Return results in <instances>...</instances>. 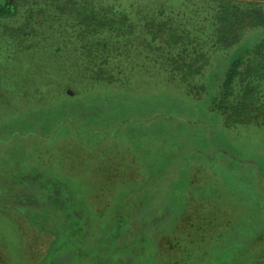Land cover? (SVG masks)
Here are the masks:
<instances>
[{
  "label": "rangeland",
  "instance_id": "1",
  "mask_svg": "<svg viewBox=\"0 0 264 264\" xmlns=\"http://www.w3.org/2000/svg\"><path fill=\"white\" fill-rule=\"evenodd\" d=\"M229 1L248 10L245 15L264 13V0ZM7 3L19 10L0 20V180L9 198L0 206V264L91 263L94 251L83 261L75 258L81 237L93 249L100 244L102 264L112 258L114 264H264V205L254 201L264 198V57L254 56L264 24L240 28L232 38L239 41L218 48L214 0H0ZM95 17L105 26L94 29ZM244 18L247 24L250 16ZM101 29L112 47L98 43L106 37ZM182 36L186 43L178 42ZM117 48L130 55L105 54ZM240 53L250 76L237 80L232 99L255 101L247 122L213 105L224 72ZM248 81L256 87L250 94ZM60 98L71 103L70 115L88 111L82 120L74 116L83 122L76 125L81 134L6 136L29 123L44 134L38 111ZM131 104L135 114L121 123L114 111ZM93 112L103 118L95 120ZM160 115L171 116L170 133L154 132ZM98 128L102 134H82ZM20 162L26 170L14 176ZM58 178L71 184V202ZM63 212L73 224L66 232ZM253 213L260 221L250 224ZM119 219L126 221L112 241L120 240L109 245L106 230L114 231ZM53 222L57 237H65L49 254Z\"/></svg>",
  "mask_w": 264,
  "mask_h": 264
},
{
  "label": "trees",
  "instance_id": "2",
  "mask_svg": "<svg viewBox=\"0 0 264 264\" xmlns=\"http://www.w3.org/2000/svg\"><path fill=\"white\" fill-rule=\"evenodd\" d=\"M214 1L218 2V4H217V9H216L217 12H216V15H215V25H214L215 31H214V35H213L214 36L213 37V41H214V43L216 44V46L218 48L222 47L223 45L230 46V45H233L235 42L239 41L240 37H238V38L235 37V39H232V38H233V36H235V34L238 33L240 28H243L245 26L247 27L248 25H251L253 27V26H256V25L264 24V13L259 11V10H257V9L251 11L250 15H245V14L249 13L248 10H246L244 8H241V7H238V5L233 4L229 0H214ZM18 10L19 9L15 5H12L10 3L4 4V5H0V20L6 19V18H10V17L14 16L18 12ZM245 16H250V20L247 19V20H249L247 24L243 23V21L245 19L244 18ZM79 18L81 20L80 22H83L84 17H80L79 16ZM86 19H90V18L87 17ZM93 22L95 24L94 25V29H98V27H104L105 26V23L101 19V17L93 18ZM251 22H252V24H250ZM84 28H87V27H84ZM33 30H34V37L32 38L31 46H36L37 42H38L37 41V38H38L37 35H38L39 31H38V29L35 28V26H33ZM98 34L102 35V36H106V37L103 38L102 42L98 41V43L103 44L105 48L112 47V42H111V41H113L112 37L111 38L107 37L105 29L99 30ZM184 39H185V37L182 36V37L179 38L178 42L183 41L184 43H186V41ZM72 42L74 44H78L80 41H72ZM163 48L165 49V46ZM118 49L119 48H117L116 50H108V51L105 52V54L108 57H112V58H115V57L118 56V57H120V60H123L124 57H127V56L130 55L129 51H118ZM62 50H63L62 47L57 48V49L54 50V53L58 54ZM254 50H255L254 51V56L261 55L262 57H264V40L262 42H260L259 44H257L254 47ZM245 51L246 50H244V52ZM177 57H179V56H177ZM173 58H175V57L173 56ZM245 61H246V59H245L244 54L240 53L238 57H236L235 59H233L230 62V64L228 65V68L224 72V78H223V81H222V83H221V85L219 87V90H218L219 93L216 96V98L213 100V105H214L215 108H219V109L224 110L225 112H227L230 117H232L233 115L236 116V114L238 116L243 115L244 119L246 120L245 122H247L249 120L248 116H250L248 114L249 107L250 106H254L256 104L255 101L254 100H248L246 96L244 98L239 99L237 102H233V101H235V99H232L233 96H234V92H235L234 86H235L237 80L238 79H242V82H247V80H248V78L250 76V71L246 72L245 70L242 69V66L245 64ZM183 66H184V68L187 69L188 72H191V73L195 72V69H193V64L192 63H184ZM89 71H90V69H89ZM248 82H249V84L246 85L245 88H244L246 94H250V93H252V92H254L256 90L255 86L250 85L251 81H248ZM60 100L61 101L56 102L54 105L42 108V109H40L38 111L37 118L39 119V118L42 117V119H43V124L41 125V130L43 132H45L44 133L45 135L38 133L37 130H35V126L32 125V123H29L27 128L14 129V130L11 131V133H8V134L6 133V136H10L9 139H11L12 137H15V136L23 137V136H27V135L31 134V135H35L36 137L48 140V139H52L53 137H55L57 135V133H60V131L66 130V129L70 130V131H73V132L75 131V133L77 135L81 134V132L79 131L80 129L78 127H76V125L79 124V123L83 124V122L82 121L76 122L77 120L75 121V117L79 118V120H82V119H84L87 116V112L88 111L85 113L86 115H84V116L77 117L76 115H74L75 116L74 117L73 115L68 114V111L72 107L71 103L69 101H66L64 98H60ZM79 104H83V103H79ZM82 107L78 106L77 109H76L78 111H81V112H78L79 114H81L83 112L82 111ZM259 109H260L259 106H255V108L253 110L254 111L257 110L258 112H260ZM31 110H32L31 108H28V111H31ZM97 110L101 111V113L103 111L102 108H97ZM136 110H137V105H132L131 104L129 106V108H126V110H124V111H119L118 109H116L114 112H116V114L119 117L123 118V120L121 121V123H123L124 121L131 120L132 118L130 116L134 115L135 114L134 112ZM126 112L130 113L131 115H126L125 117L122 116V115H125ZM101 113L97 115L95 112H93L92 113V117L93 118H97L95 120L102 119L103 116L101 115ZM116 114H114L115 118H118ZM159 117H161V120L156 122V124L161 125V126H159L157 129H155L154 132L156 133V135L157 134L163 135L165 133H170L169 129H167V128H168L169 125H172V121L169 120L171 118V116L170 117L169 116L165 117V116L160 115ZM80 118H82V119H80ZM257 118H258V116H257ZM159 123H161V124H159ZM168 123H170V124L167 125ZM120 126L118 125L117 127L119 128ZM80 127L82 128L83 126L80 125ZM103 131H104V129H101V128H98V129H95V130L86 129V131H83L82 134L85 135V136L86 135L87 136H89V135H97L98 133L102 134ZM0 140H2V133H0ZM3 158L5 159V158H7V156L5 155V156H3ZM17 158H20V157H17ZM168 162L169 161H166L163 165L164 166L168 165ZM23 163L24 162H20V165H18L16 167V170L14 172L15 173L14 176H16L17 173H18V176H19L20 172L26 170V168H25L26 165H24ZM169 164H171V161H170ZM35 168L37 169V167H35ZM174 168L172 169V171H174ZM6 169H8V167H6L5 169L2 168L1 172H5ZM153 171L157 172L158 169H156L154 167ZM51 172H52V170H51ZM177 172H178V170H176V173ZM176 173L174 172V174H176ZM172 178L175 179L176 177L174 176ZM59 180H60V182L62 184L65 185V188L68 189V194H66L67 195L66 201L71 202V199L74 200L73 198L75 197L74 192H72L73 188L72 187H71L72 189L70 188L71 184L69 185L68 183H64L61 179H59ZM248 180H249V178L247 179V181ZM180 183H181L180 178H178L177 180H174V181H172L170 183L171 188H172V192H174L173 189L178 188L180 186ZM250 183L251 184L255 183L253 178L251 179ZM4 184H5V182L0 180V206H2L3 202L5 203V200L9 199L7 196H5V194H6L5 187L6 186ZM12 187H14V186H12ZM41 194H43V191H42ZM72 195H73V197H72ZM164 196H165V199H167V195H164ZM82 198L83 197L81 196L80 200H83ZM250 199L252 200V198H250ZM254 201L258 202V205L259 204L261 206L264 205V198L262 196L261 197L258 196V199H255ZM261 201H262V203H261ZM81 202H84V200L81 201ZM54 203H57V204L61 205V203L57 202V201H54ZM161 205H163V206L166 205L167 206V202H163V203H161ZM69 212H67V213L63 212V214L65 215L64 225H63L64 229H65V232L67 231V229L70 228V227L66 228L67 225L70 224V225L73 226L72 221L69 218V217H71V214H69ZM38 213L40 215L45 213L44 215H46L48 213V208L42 209ZM254 214L255 213H253L250 216L251 219L249 218L250 224H254V223L262 220L261 219L262 212L260 214V218H259L260 220L256 218L258 214L256 213L255 216H254ZM72 215H73V217H75V214L72 213ZM76 216H77V214H76ZM37 217L40 218L39 215H36L35 219H37ZM44 218H45V216H44ZM77 218L82 220L78 216H77ZM46 221H48V219H45V220L43 219V222H46ZM125 221L126 220H124V219L117 220V222H118L117 227H115V230L111 231L110 233H109V231L106 230V234H105V236L103 238V241H105V243H107L109 240L112 241L115 238H117L118 234L122 233V230H123L122 224ZM53 223H54V226L51 227L52 234H53V239L49 242V244L47 246L48 247V251L47 252L49 254L51 253V251H52V254L54 253V249H55V246H56V243H54V241L55 242L58 241L63 235L65 237V233L62 236H60L59 238L57 237V234L59 235V232H60V231H57L58 229H60V228L57 229V226L59 224L56 223V222H53ZM77 223H78V221H77ZM82 224L85 227L84 221H83ZM86 228H87V226L85 227V232H86ZM48 230H50V229H48ZM107 235H109L110 238H107L106 237ZM84 236H86V235L84 234ZM82 238L83 237H81L79 239L80 241L77 240L79 247L74 251V254H76L75 258L77 260H78V258H80L81 261H83L86 258H90L91 255L93 254V251H94L95 258H94V260L91 263H88V264H98V262L100 264H102V262H100V256H101L100 253H99V249L100 248H98L100 246V244L94 245V249H93L92 245L83 244L84 243L83 242L84 239H82ZM119 240L120 239L116 240L115 242L112 241V243L110 242L109 245L116 244V242H118ZM96 247H97V251H95ZM153 254L154 253H152V255ZM232 256L233 255H231V257ZM26 261H28V260H25L24 263L21 261L19 264H26ZM114 261H115V258L109 259L107 264H114L115 263ZM11 264H13V262ZM35 264H46V263H43L40 260H37V262ZM82 264H84V263H82ZM137 264H143V262L140 261Z\"/></svg>",
  "mask_w": 264,
  "mask_h": 264
}]
</instances>
